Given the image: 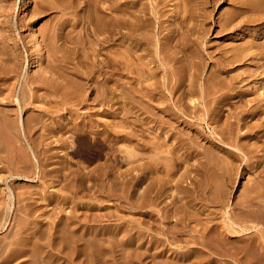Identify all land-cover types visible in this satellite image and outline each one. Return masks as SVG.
<instances>
[{
  "label": "bare ground",
  "instance_id": "6f19581e",
  "mask_svg": "<svg viewBox=\"0 0 264 264\" xmlns=\"http://www.w3.org/2000/svg\"><path fill=\"white\" fill-rule=\"evenodd\" d=\"M212 1L34 0L33 9L31 8L29 11L30 19L44 15L50 16L51 20L46 25L44 23L43 27L40 26L38 38L40 41L37 40L38 43L40 42L39 46L37 42L34 44V47H38L39 51L36 54L42 52L34 61L38 66L37 76L31 81H22L17 93L9 85L10 79L14 80L12 75L15 74L16 67L7 66L8 69L5 70H8L9 76L5 73L6 78H0L3 80L0 83V93L4 89L5 91L9 90L5 92V94L8 93V97L4 99L5 95L2 96L0 105L3 106L4 101H7L12 103V107H15L12 111L0 110V181L5 184L4 190L0 188V234L3 233L5 237L0 239V264H141V256L145 255L149 248L155 250V246L159 244L161 238L158 237V239L152 235L154 238L150 241V246L141 253V246L131 248V242H139V235L144 238L141 234L143 228L140 227L141 231L140 228L137 229L136 231L139 230L140 233L137 235L138 233L134 232L137 235L134 237L126 230L131 227L127 221L124 222L128 228L123 225L125 223L121 224L125 226L126 232L124 233L123 226H111L103 223L104 219L110 220L116 217L112 216L116 211L112 214L113 212L110 213L111 211L107 207L106 212L104 211L106 208L101 209L103 207L89 208L90 202H86L89 205H86V215H81L83 219L78 218L75 213L70 211L71 209L66 211L65 207L69 208L68 206L72 205L74 209L78 205L76 200H81L83 197L87 196L88 199L95 200L97 197L94 196L95 193L105 194L108 199L110 198L109 200L113 201L114 198L122 199L123 194H127L125 192L129 191L128 193H132V196L130 194L128 199L130 200L131 197L133 199L131 207L137 209L142 208L143 205L158 206L163 199L164 201L168 200V207L171 206L174 210L169 211L166 206L167 211L164 214L162 212L164 209L160 205V209L155 213L160 218L164 214L162 216L164 223H168L171 220L170 217L175 220L174 225H171L175 227L164 234L166 239L167 236L168 238L171 236L169 240L167 239L170 244L172 242L170 239L176 240L177 243L180 240L178 237L183 233L181 230L185 229L186 225L183 221H181L183 223L179 222L178 219L181 217L178 218V214L183 213L186 216L188 213L189 215L193 214L191 211L186 212L189 208L185 207L193 204L185 205L184 201L182 203L183 199L188 198L190 201L193 194L189 199L190 196H187L191 195V191H185L189 192L187 198H182L181 195L185 193L186 187L183 188L181 185L183 188L181 189L180 184L185 180H190L189 184L191 185L194 181L203 180L207 185L202 184L205 186L202 191L204 194L211 191L212 193L209 194L212 195V199L208 196L209 194L204 195V198L203 196L197 197L203 198L204 203L209 199L214 202L215 199H221L222 201L219 203L225 205L227 204L225 196L228 197L229 194L226 190L230 189V185H233L237 179V167L241 164L240 159H233L232 153L227 148L216 152L215 149L219 150L220 148L215 143L216 138L205 136L201 124L211 128V134L219 137L217 138L219 144L226 145V147L234 146V150L251 159L250 167L255 171L252 170L254 177L249 181L251 184L248 186H246L248 182L245 184L242 194L232 205L233 212L232 210L230 211L232 214L229 212L231 217L223 222L227 227V232L219 230L220 226L217 228H214L216 226L213 224V226H205L202 224L203 222L199 223L200 221H198V226L202 224L204 227L200 228L202 230L200 232L197 228H192V224L191 230L195 234L200 232L201 236L199 241L195 238L196 236L190 237L192 238L191 244H199L201 248L207 250V252L197 251L198 256L204 254L206 264L214 262L210 259V255L230 258L237 264H264V140L258 138V134L257 137L253 136L258 131H260L259 134L264 131V117H261L263 112L258 109V106L253 107L250 111H245V106L248 105L244 104L245 101L243 102L244 106H241L239 103L242 100L238 96H236L238 99L234 100L233 105L230 103L233 111L228 113V109H225L226 112L223 110L226 100L228 101V99H232L231 96L235 97V94L241 93L237 89L239 85L241 86L240 83H244L247 79L242 77L243 74L236 77L229 75L235 70V65H240L250 56V58L262 61L261 70L262 74L264 73V46L258 41H255L254 44L245 41L241 46L228 51H220V56L217 55V58L212 55L214 52L207 53L206 57L200 49H194L195 45L191 38L195 31L194 27L197 25L195 24L198 18L196 7L200 3L207 7L206 4ZM128 2L131 3V8L128 7L129 4L126 6ZM171 2L174 10L169 11L172 15L166 16L165 19L170 18V20L164 21L166 26L162 27L163 23H160L162 20L157 23L154 19L162 17V6ZM235 3L236 12L242 13L243 20L241 19L240 22L244 23L243 26L252 25L260 28L264 24V0H236ZM163 12H166L165 9ZM205 14L209 16L207 13ZM199 15L201 16V13ZM65 16L68 17L65 18ZM234 16L235 14H226L219 26L226 30L231 26L236 27L233 25V21L236 19ZM200 21L198 22L201 23L202 21ZM235 21L240 23L238 20ZM159 23L160 25H158ZM199 26L202 25L199 24L197 27ZM203 27L205 28L202 26L201 31L204 38L208 30L206 31ZM164 30L168 32L161 37L162 42L159 36L164 33L162 32ZM122 36L131 38V44H127V42L125 45V43L118 42ZM196 37L198 38V36ZM118 48H122V51H118ZM30 51H32L31 48ZM188 53H190L189 56ZM207 58L214 59L216 63L213 64V68L217 70L215 72L208 70L209 74L203 75ZM154 63L156 67H154ZM24 67L25 70L29 69V61ZM255 71V69L248 71L250 73L248 77H253ZM219 72L227 76L228 80L224 76L222 77ZM257 78L259 79V77ZM123 79L131 82V96L128 94L131 98V111L134 112L130 113L131 117L128 110L127 113L124 108L122 109L124 106L121 103L125 102H120V98L123 99L127 95L125 96L123 92L118 95V88L121 83H124ZM201 79L203 85L198 86L197 83ZM247 81L249 80L247 79ZM263 81L264 79H260L257 89L264 90ZM253 82L255 84L256 81ZM250 89L252 88L250 87ZM39 90H45L48 97L52 98L53 96L58 101L54 100L51 106L42 105L37 108L39 116L32 118V112L28 116L29 110H33L34 105L39 102L40 98L37 99L38 95H36ZM141 91H145L146 94H142ZM229 91L235 92L230 95ZM165 92L170 95V98ZM81 93H86V95L83 97ZM89 96L92 98L88 103ZM259 96L262 95L259 94ZM245 97L244 99H246ZM10 98L11 101H9ZM171 100H173L172 105L170 104ZM257 102L259 103V101ZM49 103H51L50 100ZM84 103L88 104L84 105ZM124 105L126 106V104ZM200 106L204 109L200 110ZM81 109H85L86 112H81L84 111ZM24 112L28 114L27 117L25 116L26 118L23 116ZM245 112L248 114L247 117L250 116L252 119L257 117V120L255 119L254 123L253 120L250 123H243L246 121ZM146 114L149 117L146 116V118H140L142 121L139 120V116ZM96 116L105 119V121H100ZM183 116H193L195 124L200 128L195 130L186 129L185 126L183 129L179 128L180 123L184 122L181 121ZM118 118L121 122H116ZM48 119L51 120L46 123ZM148 122L153 124L154 130L160 131V136L154 138L150 136L148 138L150 140L145 138L143 127ZM129 127L131 130H127ZM39 129H42L43 135L33 138ZM137 129H141L139 134H137ZM242 129L245 130L244 135L241 134ZM77 132L84 134L83 142L90 138L98 139L101 142H97L101 147L96 149L97 153H94L95 149H92L94 151H91L92 154L88 151L91 150L90 147L92 148L91 144L87 146L79 141L81 138H73ZM161 134L167 136H161ZM38 135L40 134L38 133ZM69 138H71L70 141ZM207 140L209 142H206ZM127 142L130 144H128V149L125 147V150L122 151L121 144ZM87 144L89 143L87 142ZM81 148H85L89 152V163L102 156L107 157L102 165H97L92 170L73 168L71 162L63 157L59 159L56 166H50L53 163V149H61L60 151H63L64 156L67 157L69 152L77 151L79 153ZM104 151L105 154H103ZM83 153L84 158L89 157L88 153L87 156H85L86 152ZM146 153H149V156L143 157ZM192 154L199 156L195 163H191L189 160ZM236 157L239 158L237 154ZM124 164L126 169L121 170V166ZM182 166L185 169L184 172L176 176L178 169L181 170ZM215 179L216 182H214ZM212 180L214 187L212 182L209 184V181ZM145 182L147 184H144ZM143 185L145 186L142 188ZM216 185L217 187H215ZM197 187L200 191L199 186ZM140 189L142 191L139 193ZM177 195L182 199H179ZM97 203L98 205L102 204L93 202L91 206L97 207ZM167 203L165 204L167 205ZM92 209H95L94 212ZM81 210L83 211V209ZM79 212L77 210V213ZM160 212L163 214L160 215ZM146 213L148 217L146 220L143 219L144 222L149 223L147 225L150 230L157 231L158 227L155 228L156 224H154L155 221H158L155 219L157 218L156 214ZM194 213L196 214V211ZM205 213L204 210L203 213L197 214V218H205L208 211L204 216ZM224 214L227 213L224 211ZM10 216L14 217L15 227H13V223V232L5 235ZM117 220L119 221V219ZM142 221L138 223L141 225ZM188 221L191 224L190 219ZM177 222L184 227L181 226L177 229ZM146 223L142 225L147 228ZM194 223H196L195 220ZM162 225L164 224L162 223ZM168 228L171 227L168 226ZM132 229L133 227L129 230ZM187 229L190 230V228ZM155 231L153 232L156 233ZM121 232L125 236L117 239ZM186 234L188 236L190 232ZM242 234L248 236L249 241H243L244 243L240 241L245 237ZM231 236L236 239H232ZM194 238L196 241L193 240ZM229 238L237 244L239 241L242 242L241 244H245V246L243 245L244 249H241L240 244L231 246ZM189 240L188 238L185 240L187 245H190L187 243ZM163 241L162 238L161 244ZM259 244H261L260 252L257 248ZM119 245L133 250L131 262L126 260L128 257H120L122 255L119 256L120 262L113 259L112 253ZM234 245L235 247H233ZM192 249H190L191 252ZM158 255L159 253H153L152 257ZM147 260L149 259L147 258ZM151 261L152 259L149 264ZM173 261L175 262V260ZM197 262L199 263V260Z\"/></svg>",
  "mask_w": 264,
  "mask_h": 264
},
{
  "label": "rangeland",
  "instance_id": "374dc122",
  "mask_svg": "<svg viewBox=\"0 0 264 264\" xmlns=\"http://www.w3.org/2000/svg\"><path fill=\"white\" fill-rule=\"evenodd\" d=\"M203 1H205V0H203ZM206 1H208V0H206ZM33 2H34V0H0V78H2V79H4V78H6L5 76V73L8 75V73H7V71L8 70H5V69H8V68H6L7 66L9 67H12V66H14V67H16L15 68V74L14 75H12V78L14 79V80H12V79H10V82H9V85H10V87L13 89V90H15L16 91V93L19 91V86H20V83L23 81H31V80H33V79H35V77L37 76V72H38V70H37V64L36 63H34V61H35V59H36V57L38 56V55H40V54H42V52H40L39 54L37 53L36 54V52H39L38 51V47L36 48V47H34V44H35V42H37V40L38 41H40L38 38H39V31H40V29H41V27L40 26H44V23H45V25L47 24V23H49V22H51V20H50V16H39V17H35V18H33V19H30V15H29V11L31 10V8H32V6H34L33 5ZM199 2V1H198ZM231 2V3H230ZM236 0H213L211 3H207L206 4V6L207 7H204L205 6V4L203 5V3L201 4H198V6L196 7V9H198L197 11H196V14H198V18H197V22L195 23V24H197L196 25V27H194V29H195V31H194V33H193V37L191 38V40L193 41V43H194V49H196V50H201L202 52H203V54L207 57V53H210V54H212L213 52V56H215L214 58H217V55H218V57L220 56L219 54H220V51H228V50H230V49H233V48H235V47H237V46H241V44H243L245 41H247V42H249L250 44H254L255 43V41H258L260 44H262L263 46H264V24H262L261 26H260V28H258V27H254V26H252V25H250V26H243L244 25V23L243 22H240V21H242L243 20V17H241V12H236ZM127 5L126 6H128V4H129V8H131L130 6H131V3H126ZM199 5H201V6H199ZM166 7V8H165ZM200 7H201V9H200ZM204 8V9H203ZM33 9V8H32ZM164 9H165V11L166 12H163L164 11ZM172 9L174 10V6H173V4H172V2L169 4H165L164 6H162V14L163 15H161L162 17H160L159 19H154V21L155 22H160L161 20H162V22H160L161 24L163 23V25H162V27L163 26H166V21L167 20H170V18H168V19H165L166 18V16L167 17H170L172 14H170V10L172 11ZM200 9V10H199ZM206 9V10H205ZM198 11H201V12H198ZM198 12V13H197ZM233 12H235V13H233ZM201 13V16L199 15ZM205 13H207L209 16H206V14ZM165 14V15H164ZM226 14H235V16H234V18H236V19H234V26H236V27H233V26H231V27H229V29L228 30H226V29H224V28H221L220 26H219V23L221 22V20L223 19V18H225L226 17ZM28 15V16H27ZM52 16V15H51ZM59 16V15H58ZM66 17H68V16H65V18ZM209 17V18H208ZM201 18H202V20H201ZM205 18V19H204ZM239 18V19H238ZM242 19V20H241ZM31 20V21H30ZM50 20V21H49ZM202 22H201V21ZM235 20H238V22H240V23H236V21ZM245 20V19H244ZM21 21V22H20ZM165 21V22H164ZM198 21H200L201 23H199ZM20 22V23H19ZM24 23V24H23ZM160 23L158 24V25H160ZM261 23V22H260ZM259 23V24H260ZM191 24H193V22H191ZM190 24V25H191ZM202 25V26H205V28L203 27V29H205L206 31H207V33H206V35H205V37L203 38V34H202V31H201V27L199 26V27H197L198 25ZM157 25V24H156ZM158 25L156 26V27H158ZM189 25V26H190ZM242 27H241V26ZM23 26H24V28H23ZM40 28V29H39ZM34 29H35V31H34ZM198 29V30H197ZM38 30V31H37ZM156 30H157V28H156ZM224 30V31H223ZM201 31V32H200ZM36 32V33H35ZM162 32H164V33H162V35H160L159 36V38H160V40L162 39L161 37L162 36H164V34H166L168 31H166V30H164V31H162ZM192 32H193V30H192ZM195 34H196V36H198V38L195 36ZM38 35V36H37ZM195 36V37H194ZM200 36V37H199ZM207 36V37H206ZM34 37H36V38H34ZM122 40H121V39ZM119 39L120 40H118V42H121V43H125V45H127V44H131V38H126L125 36H122V37H120ZM124 38V39H123ZM195 38H196V40H195ZM201 38H203V39H201ZM130 39V40H129ZM198 39V40H197ZM124 41V42H123ZM207 41H208V44H207ZM128 42V43H127ZM162 42H163V39H162ZM40 43V42H39ZM39 43L37 42V44H38V46H39ZM127 43V44H126ZM206 43V44H205ZM28 45V46H27ZM27 47V48H26ZM30 48H31V50L32 51H30ZM2 49V50H1ZM264 49V48H263ZM262 49V50H263ZM26 50V51H25ZM209 50H211V51H209ZM11 51H12V53H13V55H11L12 53H11ZM28 51V52H27ZM118 51H122V48L120 49V48H118ZM190 51V50H189ZM27 52V53H26ZM29 54V55H28ZM189 54L190 53H188L187 55L189 56ZM3 55V57H1ZM30 55H32L33 57H31ZM13 56V57H12ZM23 58V59H22ZM12 59V60H11ZM25 59V60H24ZM208 59V64H206L205 63V71H204V74L203 75H207V73L209 74V71H213L214 70V72L217 70L216 68L214 69L213 68V64L214 63H216L215 61H214V59H210V58H207ZM33 60V61H32ZM15 61H16V63H15ZM25 61V62H24ZM27 61H29V69H27V70H25V67L24 66H26V64H27ZM11 62V63H10ZM244 62V63H243ZM242 63H240V65L239 64H237V66L235 65V70L232 72V73H230L229 75L230 76H238V75H242V77L243 78H247L249 81H247V79L244 81V83H240L241 84V86L239 85V87H238V91H240L241 93L239 94V93H237V94H235V97H232L231 96V98L232 99H228V101L226 100V105L223 107L224 109L223 110H225V109H228L227 110V112L229 113L230 111H233V107L232 106H230V103H231V105H233L234 103H235V101H237V99L238 98H240L242 101V104H241V102L239 103L241 106H244V104L245 105H248V106H245V111H250L253 107H255V106H258V109L261 111V112H263L261 115V117L263 118L264 117V97H263V95H264V90H262V89H257L258 88V85H259V83H260V79H264V73L262 74V70H261V65H262V61H259V60H257L256 58H250V56H248L244 61H243ZM246 62V63H245ZM33 63H34V65H33ZM7 64V65H6ZM155 64V63H154ZM153 64V65H154ZM210 64V65H209ZM3 65V66H2ZM16 65V66H15ZM241 66V67H240ZM154 67H156V64L154 65ZM211 67V68H210ZM238 67V68H237ZM212 69V70H211ZM254 69L256 70L255 71V74H254V76L253 77H248L249 76V72L248 71H250V70H253L254 71ZM36 70V71H35ZM209 70V71H208ZM206 71H208V72H206ZM18 72V73H17ZM36 72V73H35ZM243 72V73H242ZM244 72H246V73H244ZM259 72H260V74H259ZM20 73V74H19ZM234 73H235V75H234ZM238 73V74H237ZM219 74L220 75H222V77L224 76V74H221L220 72H219ZM237 74V75H236ZM19 75V76H18ZM228 75V76H229ZM257 75V76H256ZM9 76V75H8ZM227 80H228V78H227V76H224ZM257 77H259V79L257 78ZM17 78V79H16ZM241 78V77H240ZM250 78V79H249ZM2 79H0V83L1 82H3V80ZM16 80V81H15ZM124 81H122V82H124V83H121V85H120V88H122V86H123V88L122 89H124L123 91H122V89H121V91H120V88H118V95H120V94H122V92L123 93H125V96L127 97V100H126V97L125 98H120V102H125V103H121V104H123V106L124 107H122L121 105H120V107H122V109L124 108L125 109V111L128 113V111H129V116L131 117V115H130V113L132 112V113H134L133 111H131V98L129 97V96H131V82L130 81H128V80H126V79H123ZM11 81H14V82H11ZM253 81H256L255 82V84H254V82ZM127 82V83H126ZM248 82V84L246 85V83ZM263 84H264V81L262 82ZM22 84V83H21ZM82 84H84V83H82ZM208 84V83H207ZM243 84V85H242ZM251 84V85H250ZM8 85V84H7ZM125 85V86H124ZM197 85L198 86H200V85H203V80L201 79L200 81H199V83H197ZM127 86H128V88H127ZM245 86V87H244ZM247 86V87H246ZM126 87V88H125ZM244 87V88H243ZM250 87L252 88V89H250ZM257 87V88H256ZM129 89V90H128ZM128 90V91H127ZM250 90H252V91H250ZM9 91V90H8ZM7 90L5 91V89H4V91H2V93H0L1 94V96H0V100H2L3 98L5 99V97H8V93H6L5 94V92H8ZM125 91H127V92H125ZM121 92V93H120ZM235 91H229L228 93L230 94V95H232L233 93H234ZM120 93V94H119ZM127 93V94H126ZM141 93L142 94H146L145 93V91H141ZM166 94H167V92H165ZM244 93V94H243ZM45 94V90H39V92L37 93L36 92V95H38V97H37V99H41V101H40V99H39V102H37L36 103V105H34V108H33V110H29L30 112H29V115L28 114H26L25 112L23 113V116L25 117L26 115H28V116H30L31 114V112H32V118H34V117H36V116H39V114H38V109L37 108H40V107H42V105H45L46 107L47 106H51V105H53V102H54V100L55 101H58V99H56V98H54L53 96H52V98H51V96H47L46 94V96L44 95ZM82 94V93H81ZM128 94H129V96H128ZM259 94L260 95H262V96H259ZM5 95V96H4ZM44 95V96H43ZM84 95H86V93H83L82 94V96L84 97ZM246 98V99H244V97ZM2 96H4L3 98H2ZM167 96L170 98V95H168L167 94ZM198 96V95H197ZM236 96H238V98L236 97ZM240 96V97H239ZM243 98H242V97ZM216 97V96H215ZM44 98H45V100H44ZM54 98V99H53ZM91 98H92V96H89V98H88V100L89 101H87L88 103L90 102V100H91ZM195 98H197L196 96H195ZM234 98V99H233ZM49 100H50V102L51 103H49ZM129 100V101H128ZM229 100H230V102H229ZM235 100V101H234ZM9 101H11V98L9 99ZM44 103H43V102ZM246 101V103H244L243 104V102H245ZM257 101H259V103L257 102ZM5 102V106L3 105H0V110L1 109H5V110H7V111H12V109H15V107H12L11 106V102H7V101H4ZM45 102H46V104H45ZM127 102V103H126ZM171 103V105H172V103H173V100H171L170 101ZM228 102H229V105H227L228 104ZM88 103H84V105H86V104H88ZM248 103V104H247ZM124 104H126V106L124 105ZM237 104V103H236ZM6 105H7V108H5L6 107ZM8 106H9V108H8ZM37 106V107H36ZM228 106H230V107H228ZM29 107V106H28ZM27 107V108H28ZM45 107V108H46ZM32 109V108H31ZM199 109L200 110H203L204 108L202 107V106H200L199 107ZM231 109V110H230ZM42 110V109H41ZM81 110H84V111H81V112H86V110L85 109H81ZM128 110V111H127ZM19 111V110H18ZM37 111V112H36ZM224 112H226V110L224 111ZM28 113V112H27ZM246 113V112H245ZM244 113V114H245ZM25 114V115H24ZM224 114H226V113H224ZM94 116V115H93ZM135 116L136 117H138V115L137 114H135ZM146 116L147 117H149V115H141V116H139V120H141L142 121V119L143 118H146ZM248 116V114L246 113V121H243V123L244 122H252V120H253V123L255 122V119L257 120V117L255 118V119H252V117H247ZM23 117V118H24ZM27 117V116H26ZM25 117V118H26ZM97 117V116H96ZM95 117V118H96ZM24 118V119H25ZM140 118H142V119H140ZM97 119H99L100 121H102V122H104L105 121V119H101V118H98L97 117ZM131 119V118H130ZM51 119H48V120H46V123H48L49 121H50ZM249 120V121H248ZM181 121H184L182 124L180 123V127L179 128H181V129H183L184 128V126H185V128L187 129V128H189V129H193V130H195V129H198V128H200V127H197V125L195 124V120L193 119V116H189V117H184L183 116V118L181 119ZM116 122H121L120 121V119L118 118V119H116ZM194 123V124H193ZM242 124V123H241ZM145 126L143 127L144 129V131H145V133H143V135L145 136V138L146 139H148L150 136L151 137H158V136H160L159 134V130H157V129H153V124L152 123H145L144 124ZM201 126H202V128H203V133L205 134V136H209V137H213V138H216L215 139V143H216V145H218V147H220L219 148V150H217V149H215L216 150V152H219L221 149H225V148H227V150L229 151V152H231L232 153V155L231 156H233V159L234 158H236V159H240L241 160V164L237 167V173H238V176H236V178L237 179H235V181H234V184L233 185H230V189H228V190H226L227 191V194H228V197H226L225 196V198H226V202H227V204H225V205H222V203H219V201H222L221 199L220 200H217V199H215V202L212 200H205V203H204V201H202L203 200V198H204V195L206 196L207 194H211L212 192L210 191L209 193H207V194H204L203 193V191H202V188L204 189V187L207 185L206 184V182L205 181H203V180H198V181H194L193 182V184L191 185V184H189V183H191V182H189L190 180H185V181H188V182H185L184 181V183L182 182V184H180V187H181V189H183L184 187H186V189H188V190H184V192L185 191H191L190 193H191V195H189L188 193L189 192H185L186 193V195H185V193H182V195H181V197L182 198H187V197H189V199H191V196H192V194H193V196L195 197H193L192 196V199L189 201L188 200V198L187 199H183L182 200V203H184V202H186V204L185 205H189V203H191V205L193 204H195V206H185V207H187V208H189V210L187 211L186 210V212H189V211H191V213H193L194 214V217L192 218V216H193V214H191V215H189V213L187 214V216L185 215V214H183V213H179L178 214V218L179 217H181L180 219H178L179 220V222H181V221H183V222H185V224L187 225H185V229H182L181 230V232H183L182 233V236H180V237H178V239H180V240H182L181 242H180V240H178L177 241V243H176V240H174L175 241V243H174V241L173 240H171L170 239V241H172L171 242V244H170V242L168 241L169 240V238L171 237L170 235V237L168 238V236H167V239H166V235L164 234V233H166L169 229L171 230V229H173L174 227L173 226H171V225H174V219H172L171 217L169 218V219H171V220H169L170 222H171V224H168V223H170L169 221H168V223L167 222H165L164 223V221H163V219H162V216L164 215V214H166L165 213V211H167V208H166V206L168 207V205H169V201L168 200H166V201H164V199H163V201H162V203L161 204H158V206H152V205H147V206H144L143 205V207L142 208H139V209H137V208H132L131 207V200H133L132 199V197L130 198V200L128 199V196L130 197V194H131V196H132V193H128L129 191H127V192H125V193H127V194H123L122 196H120V197H122V199L121 198H116V199H118V200H116L115 198H114V200L113 201H111V200H109L108 199V197L105 195V194H101V195H99V194H96L95 193V195L94 196H97L96 197V199L94 200V199H92V198H90V199H88V197L86 196V197H83L81 200H76V202H78V205L77 206H75L74 207V209H73V207H72V205H70V206H68L69 208H67V207H65L66 208V211L68 210H70V211H72V213H75V215L78 217V218H80V219H83L82 217L83 216H81V215H86V212H85V209H87V207H86V205L88 206L89 204H86V202H90V205H89V208H95V209H99V208H101V207H103V208H101V209H105L106 207L111 211H109L110 213H112V214H114V211H116L115 212V214L114 215H112V216H116V217H113L112 219H110V220H106V219H104L105 220V222H103L104 224H108V225H120V226H123V225H125L126 226V222H124V221H127V222H129V223H127L128 225H131V227H133V229L132 230H129V229H131V227H127L126 226V228H128V229H126L128 232H129V234L130 235H132V236H134L135 237V235L137 234V235H139V233H140V231H141V228H143L144 230H142L143 232H141V234L144 236V238L143 237H141V235H139V239H140V241L138 242V241H134V242H131V248H134V247H138V246H141L140 248V252L142 253V252H144V250H145V248H147L148 249V247L150 246V241H152V238H154L152 235H154L155 236V238H161L160 239V242H159V244H157L155 247H156V249L155 250H153L152 248L150 249H148L147 250V252H145V255H143V256H141V264H149V261L152 259V261L150 262V264H179L180 262H181V264H183L184 262H185V264H206L207 263V261H206V258H205V256H204V254L203 255H199V256H203V257H199L198 256V252L197 251H204V252H207V250L205 249V248H201V246L199 245V244H196V245H193V244H191V241H192V238H190V237H194V236H196L195 238L196 239H198L197 241H199V237L201 236V233L200 232H202V228L204 227V226H202V224L203 225H208V226H213V225H215L216 227H214V228H217V226L219 227L220 226V228H218L219 230H221V231H224V232H227V227H225L224 226V221L225 220H227L229 217H231L230 215H229V212L232 210V205H234L236 202H237V198H238V196L239 195H241L242 194V192H243V190H244V188H245V184H246V186H248V185H250L251 183L249 182V181H251V178L252 177H254V169H251V164H250V162H251V159H248L247 158V156L246 155H244V154H242V153H240V152H238V151H236V150H234L233 149V147L234 146H230V145H228L229 147H226V145H223V144H219L217 141H218V139L217 138H219V137H216V136H214V135H212L211 134V128L209 127V126H206L205 124H201ZM151 129H153V130H151ZM180 129V130H181ZM121 130V129H120ZM127 130H131V127H129ZM140 130L141 129H137V134H139L140 133ZM148 130V131H147ZM166 132V131H165ZM164 132V133H165ZM244 132H245V130H243L242 129V135H244ZM38 133L40 134V135H38ZM42 133V134H41ZM78 133V134H77ZM76 133V136H73V138L74 137H78V138H81V140H82V137L84 136V134L83 133H80V132H77ZM163 133V134H164ZM192 133H194V132H192ZM260 133V131H258L257 133H255V135H253V136H255V137H257L258 136V138H261V140L263 141L264 140V131L261 133V134H259ZM258 134V135H257ZM38 135V136H37ZM41 135H43V131H42V129H39V130H37V132H36V135L34 134V137L33 138H36V137H40ZM241 135V136H242ZM257 135V136H256ZM161 136H167V135H162L161 134ZM185 138V137H184ZM71 140V138H69V141ZM81 140H79L80 142H82V143H85V145H87V146H89L90 144H91V146H92V148L90 147V149L91 150H88L91 154H92V152H94L93 150L95 149V151L96 152H94V153H97V150H98V148L100 149L101 147L99 146L100 144H97V142H99V143H101L98 139H93V138H90L89 140L87 139V141H84L83 142V140L81 141ZM148 140H150V139H148ZM95 141V142H94ZM253 141V140H252ZM251 141V142H252ZM87 142L89 143V144H87ZM94 142V143H93ZM206 142H209V140H207ZM232 142V141H231ZM129 143L127 142V143H122L121 144V146L122 147H120V149L122 150V151H124L125 150V147L128 149V147H129V145H128ZM94 147V148H93ZM85 148H81V149H79L78 151H79V153L77 152V151H75V152H69V155H67V157H65L64 156V154H63V151H60L61 149H53L52 150V152L54 153V157H53V163L50 165V166H56L57 164H58V161H59V159L61 158V157H63V158H67L70 162H71V164H72V166H73V168H76V167H80V168H85V170H92L93 168H95L97 165L98 166H100V165H102L103 164V162L105 161V158L107 157V156H102V157H100L99 159H95L93 162H90L89 163V158H90V154H89V152H87L86 150L87 149H85ZM93 149V150H92ZM97 149V150H96ZM197 149V148H196ZM199 149H200V147H199ZM198 149V150H199ZM83 150V151H82ZM92 151V152H91ZM199 151H201V150H199ZM81 152V153H80ZM83 152H86V154H85V156H87V153H88V155H89V157H85L84 158V153ZM106 152H107V150H106ZM72 153H76V154H72ZM78 153V154H77ZM93 153V154H94ZM72 154V155H71ZM103 154H105V151L103 152ZM236 154L239 156V158H237L236 157ZM75 155V156H74ZM77 155V156H76ZM74 156V157H73ZM147 156H149V153H146L145 155H143V157H147ZM190 159V162L191 163H195L196 161H197V159L199 158V156L198 155H194V154H192L190 157H189ZM54 162H56V163H54ZM125 165V164H124ZM124 165H122L121 166V170H125L126 169V165L124 166ZM53 166V167H54ZM184 167L182 166L181 167V170H180V168L178 169V171H177V175L176 176H179L181 173H183L184 172V170L185 169H183ZM243 169V170H242ZM252 170H254V171H252ZM249 172V173H248ZM256 173V172H255ZM192 174H194V173H192ZM249 176H251V177H249ZM176 178V177H175ZM250 178V179H249ZM217 180L215 179L214 180V182H216ZM41 182H43V181H41ZM197 182V183H196ZM212 182V183H211ZM1 181H0V188L2 189V190H4L5 189V184L4 183H2V185H1ZM45 183H47V181H45ZM187 183V184H186ZM195 183V184H194ZM205 183V184H204ZM212 184V186L214 187V184H213V180L212 181H209V184ZM4 184V185H3ZM98 184H100V183H98ZM144 184H147L146 182L144 183ZM198 184V185H197ZM202 184H204V185H202ZM216 184V183H215ZM38 185V184H37ZM93 185V184H92ZM181 185H183V188H182V186ZM188 185V186H187ZM196 185V186H195ZM202 187H201V186ZM219 185V184H218ZM145 185H143L142 186V188L144 187ZM197 186H199V189H201L200 191L198 190V187ZM211 186V185H210ZM211 186V187H212ZM197 187V188H196ZM215 187H217V185L215 186ZM244 187V188H243ZM141 188V187H140ZM141 188V189H142ZM139 190V193L142 191V190ZM136 190V189H135ZM198 190V191H197ZM211 190V189H210ZM131 191V190H130ZM202 191V192H201ZM230 191V192H229ZM201 194H200V193ZM129 194V195H128ZM178 194V195H179ZM187 194H188V196H187ZM198 194V195H197ZM210 194L208 195V196H210ZM177 195V196H178ZM100 196V197H99ZM104 196V197H103ZM187 196V197H186ZM197 196H199V197H202L203 196V198H199V197H197ZM101 197H103V198H101ZM107 199H106V198ZM179 197V196H178ZM181 197H179V199H182ZM212 197V195L210 196V198ZM228 198V199H227ZM197 199V200H196ZM212 199V198H211ZM84 200V201H83ZM91 200V201H90ZM96 200H98V201H96ZM201 200V201H200ZM82 201V202H81ZM130 201V202H129ZM167 201H168V203H167ZM184 201V202H183ZM208 201H209V203H210V201L212 202V204L210 203H208ZM81 202V203H80ZM85 203V205H84V203ZM95 203V202H100V203H102V204H100V205H98V203L96 204V206L97 207H94V206H91V204L92 203ZM104 202H106V203H104ZM119 202V203H118ZM214 202V203H213ZM216 202H218L219 203V205H218V203H216ZM224 202V201H223ZM165 203H167V205L165 204ZM233 203V204H232ZM81 204V205H80ZM127 204H129V205H127ZM164 204V205H163ZM80 205V206H79ZM160 205H162L161 206V208L163 207V209H164V211L162 210V212L164 213H162V212H160V215L161 214H163V215H161V218L155 213V211H158V209H160ZM165 206V207H164ZM214 206V207H213ZM227 206V207H226ZM80 207V208H79ZM159 207V208H158ZM170 207V208H169ZM168 207V210L169 211H173L174 209L173 208H171V206H169ZM192 207H193V209L196 211V214L194 213L195 211L192 209ZM218 207V208H217ZM64 208V209H65ZM107 208L104 210L105 212H106V210H107ZM165 208H166V210H165ZM191 208V209H190ZM227 208V209H226ZM73 209V210H72ZM81 209H83V211L81 210ZM94 209V210H95ZM186 209V208H185ZM225 209V210H224ZM77 210H78V212L80 211V212H82V213H77ZM94 210L92 209V211L94 212ZM192 210H193V212H192ZM201 210H205V214H204V216L207 214V211H208V215L207 216H205V218L204 217H201V219L199 218H197V214L199 215V213L201 214V213H203V211L201 212ZM91 211V212H92ZM102 211V210H101ZM101 211H99V212H101ZM104 211H102V212H104ZM107 211V212H108ZM200 211V212H199ZM224 211H225V213H227V214H224ZM96 212V211H95ZM101 212V213H102ZM104 212V213H105ZM146 212H148V213H154V214H156L155 216L157 217V218H155V219H158V221H155L154 222V224H156L155 225V228L156 227H158V228H156V230L158 231H155V230H153V229H151V230H153V231H155L156 233H154L153 231H151L150 230V227H149V225H147V224H149V223H146V222H144L146 219H147V213ZM199 212V213H198ZM232 212H233V210H232ZM77 213V214H76ZM103 213V214H104ZM109 213V215H111ZM108 214V213H107ZM118 214H119V216H118ZM121 214V215H120ZM146 214V215H145ZM210 214V215H209ZM230 214H232L231 212H230ZM185 215V216H184ZM118 216V217H117ZM166 216V215H165ZM189 216V217H188ZM223 216V217H222ZM144 217H146V218H144ZM16 218H18V216L16 215ZM187 220H186V219ZM203 218V219H202ZM14 219V217L12 218V216H10L9 218H8V221H7V224H8V227H7V230L5 231V235L6 234H10V233H12L13 232V228H12V225H13V223L15 222V220H13ZM117 219H119V221L117 220ZM143 219H145V220H143ZM162 219V220H161ZM185 219V220H184ZM190 219V223L191 224H189V220ZM193 219V220H192ZM198 219V220H197ZM114 220V221H113ZM120 220H122V221H120ZM143 220V221H142ZM194 220L196 221V223H194ZM204 220V221H203ZM109 221V222H108ZM135 221V222H134ZM140 221H142V223H141V225L139 224L140 223ZM167 221V220H166ZM198 221H200L199 223H202V224H200L199 226H198ZM205 221H206V223H208V224H206L205 223ZM122 222V223H121ZM134 222V223H133ZM139 222V223H138ZM173 222V223H172ZM179 222H177L176 224H178L179 225ZM183 222H181V223H183ZM221 222V223H220ZM123 223H125V224H123ZM131 223V224H130ZM143 223H146V225H147V228H146V226L144 225H142ZM162 223L164 224V225H162ZM121 224H123V225H121ZM133 224V225H132ZM166 224H167V226H166ZM192 224H193V226H192ZM211 224V225H210ZM213 224V225H212ZM218 224V225H217ZM223 224V225H222ZM135 225V226H134ZM176 226L177 227V229L180 227L181 228V226L182 225H179V226ZM190 225V226H189ZM125 226H123L122 227V229H124L125 230ZM168 226L169 227H171V228H168ZM189 226V227H188ZM191 226H192V228H194V229H196L197 228V230H199L200 232L199 233H196L195 234V232H193L191 229ZM13 227H15V223H14V225H13ZM135 227V228H134ZM137 227V228H136ZM141 227V228H140ZM166 228V230H165V232H164V229ZM182 227H184V226H182ZM190 228V230L189 229H187V228ZM140 228V231L138 232V231H136L137 229H139ZM146 228V229H145ZM149 228V229H148ZM153 228H154V226H153ZM154 228V229H155ZM199 228V229H198ZM201 228V229H200ZM13 229V230H12ZM148 229V230H147ZM218 229H216V230H218ZM12 230V231H11ZM123 230V233L124 232H126V230L124 231ZM135 230V231H134ZM146 230V231H145ZM161 232H160V231ZM185 230V231H184ZM186 230H187V232H186ZM188 230H189V232H190V234L187 236V234L186 233H189L188 232ZM221 231H219V232H221ZM134 232L136 233V234H134ZM150 233V234H149ZM157 233H158V235H157ZM160 234V235H159ZM186 234V235H185ZM120 236H118L117 237V239H120V238H122V236H125V234H122V232L119 234ZM136 235V236H137ZM150 235V236H149ZM240 236H241V234H240ZM242 236H245V237H243V239L242 240H240V241H245V242H247V240H248V236H246V235H243L242 234ZM141 237V238H140ZM184 237V238H183ZM232 237V239H236V238H234V236H231ZM4 239L5 237H4V234L3 233H1L0 234V239ZM142 238H143V241H142ZM158 238V239H159ZM162 238H163V243L161 244V241H162ZM187 238H188V240L189 241H187V243L188 244H190V245H187L185 242V240H187ZM195 238L193 239L194 241H196L195 240ZM231 238H229L228 239V241H229V244L232 246L233 244H236V246H238V244H240V246H242V248L241 249H244L243 248V245L245 246V244H241L242 242H238V244L237 243H235V241L234 240H230ZM184 240V241H183ZM1 241V240H0ZM153 241H154V239H153ZM249 241V240H248ZM145 242H146V244H145ZM184 242V243H183ZM234 242V243H233ZM136 243V244H135ZM195 243H197V242H195ZM244 243V242H243ZM260 243V242H259ZM168 247H167V246ZM260 245L261 244H259L258 245V251H259V249H260ZM159 248H158V247ZM166 246V247H165ZM165 247V248H164ZM233 247H235V245L233 246ZM120 248H122L121 250H120ZM125 250H124V249ZM144 248V249H143ZM193 248V249H192ZM239 248V247H238ZM187 249H192V252H191V250H190V252H189V250H187ZM152 250V251H151ZM164 250H166V251H164ZM195 252H194V251ZM148 251H150L151 252V254L149 255V253L150 252H148ZM258 251H257V253H258ZM260 252V251H259ZM153 253H159V255L157 256V257H152V254ZM198 253V254H197ZM131 254H134L133 253V250H131V249H127V247L126 246H123V245H119V247L118 248H116L115 247V249H114V253H112V256H113V259L115 260V261H117V262H120L121 261V259L119 258V256L120 255H122V256H120V257H128V258H126V260L128 259L129 260V262H131ZM185 255V256H182V255ZM125 255V256H124ZM193 255V256H192ZM197 255V256H196ZM168 257H169V260H168ZM171 257V258H170ZM199 257V258H198ZM213 257V258H212ZM147 258L149 259V260H147ZM151 258V259H150ZM190 258V259H189ZM203 258V259H202ZM215 258V259H214ZM124 259V258H123ZM122 259V260H123ZM146 259V260H145ZM181 259V260H180ZM202 259V260H201ZM210 259L212 260V261H214V262H212V263H214V264H222V261H223V264H237V262L236 261H234L233 259H230V258H221V256H214V255H210ZM243 260H244V258H242ZM264 259V258H263ZM159 260V261H158ZM168 260V261H167ZM173 260H175V262L173 261ZM199 260V263L197 262ZM208 260V259H207ZM177 261V262H176ZM180 261V262H179ZM143 262V263H142ZM183 262V263H182ZM217 262H219V263H217ZM221 262V263H220ZM211 263V264H212Z\"/></svg>",
  "mask_w": 264,
  "mask_h": 264
}]
</instances>
